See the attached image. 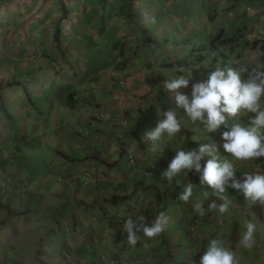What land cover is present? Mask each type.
<instances>
[{
  "label": "crops",
  "instance_id": "obj_1",
  "mask_svg": "<svg viewBox=\"0 0 264 264\" xmlns=\"http://www.w3.org/2000/svg\"><path fill=\"white\" fill-rule=\"evenodd\" d=\"M256 63H264V0H0V178L9 183L0 188V264H198L213 238L239 264H264V206L229 188L227 213L199 215L195 203L217 199L199 173L171 184L161 177L178 148L204 143L237 176L264 173V158L234 160L221 147L224 127L207 132L163 88L191 72L179 90L190 100L192 84L215 67ZM168 110L181 132L153 151L142 137ZM187 183L193 196L184 202ZM160 211L170 219L159 236L138 233L130 246L118 233V217L151 221ZM243 220L256 225L251 248L239 245Z\"/></svg>",
  "mask_w": 264,
  "mask_h": 264
},
{
  "label": "clouds",
  "instance_id": "obj_2",
  "mask_svg": "<svg viewBox=\"0 0 264 264\" xmlns=\"http://www.w3.org/2000/svg\"><path fill=\"white\" fill-rule=\"evenodd\" d=\"M223 51V49H221ZM176 71L185 73L183 66ZM242 73H247L242 78ZM191 72L186 75L169 77L163 88L174 98L177 107H182L192 122H199L209 132H216L224 127L221 133L222 149L234 160L247 161L264 158V63H256L250 70L244 67L237 71L232 67H215L208 72L207 79L192 84L191 99L179 91L189 86ZM241 113L252 114L248 122H242ZM229 118L233 122L229 123ZM181 122L172 110L162 113L154 129L145 131L142 139L151 142L155 151L156 143L164 134L173 137L181 132ZM215 144L204 143L197 148L185 150L178 148L171 158L161 177L171 184L181 172L195 171L199 173L201 185L210 188L211 194L217 199L212 200L207 208L203 202L194 204L193 210L199 215L205 212H218L221 216L232 206V200L226 194L227 189H233L242 194L250 204L264 206V173L245 172L237 176L232 160L220 159ZM203 161V163H202ZM179 185L180 181H176ZM207 198L209 193L204 192ZM193 196V184L187 183L179 193V199L188 202ZM217 200L220 203H217ZM169 216L160 211L151 221L141 216L137 220L127 218L123 224V232L130 246H135L142 233L147 238H154L165 231ZM242 232L239 245L251 248L255 244L256 225L250 220L241 223ZM198 264H239L234 251L225 247L219 239H209Z\"/></svg>",
  "mask_w": 264,
  "mask_h": 264
},
{
  "label": "built area",
  "instance_id": "obj_3",
  "mask_svg": "<svg viewBox=\"0 0 264 264\" xmlns=\"http://www.w3.org/2000/svg\"><path fill=\"white\" fill-rule=\"evenodd\" d=\"M55 71H60L59 67L57 65L53 66ZM250 70V68H249ZM247 77V73H242V78H246ZM207 77L203 78V81L206 80ZM99 116L103 119H105L110 125H124L126 124V122L122 119H118L115 117H111V118H105V116L103 114H99ZM128 162L130 164L133 163V159L132 157L129 155L128 156ZM192 175H195L196 172L195 171H191L190 172ZM96 180H105L106 176L105 175H99L97 177H95ZM9 187V183L5 180L0 178V188H8ZM123 194L120 193L119 196H122ZM125 219H123L122 217H118L117 222H118V233L121 234L123 233V224H124Z\"/></svg>",
  "mask_w": 264,
  "mask_h": 264
},
{
  "label": "trees",
  "instance_id": "obj_4",
  "mask_svg": "<svg viewBox=\"0 0 264 264\" xmlns=\"http://www.w3.org/2000/svg\"><path fill=\"white\" fill-rule=\"evenodd\" d=\"M219 36H220V33L217 34V35H215L213 38H211V39H209V40L207 41L208 46H209L210 48L213 46V44H214L216 41H218V40L220 39ZM222 39H225V38H222ZM225 40H226V39H225ZM201 49H202V48H201Z\"/></svg>",
  "mask_w": 264,
  "mask_h": 264
}]
</instances>
